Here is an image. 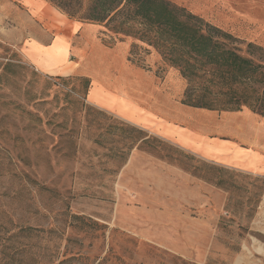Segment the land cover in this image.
I'll use <instances>...</instances> for the list:
<instances>
[{"label":"rangeland","instance_id":"rangeland-1","mask_svg":"<svg viewBox=\"0 0 264 264\" xmlns=\"http://www.w3.org/2000/svg\"><path fill=\"white\" fill-rule=\"evenodd\" d=\"M169 1L264 46V0ZM46 27L70 74L30 62ZM187 86L131 35L0 0V264H264V118Z\"/></svg>","mask_w":264,"mask_h":264},{"label":"trees","instance_id":"trees-1","mask_svg":"<svg viewBox=\"0 0 264 264\" xmlns=\"http://www.w3.org/2000/svg\"><path fill=\"white\" fill-rule=\"evenodd\" d=\"M70 19L104 24L155 48L187 80L183 104L264 118V46L244 42L169 0H50ZM139 23L141 30L129 28Z\"/></svg>","mask_w":264,"mask_h":264},{"label":"crops","instance_id":"crops-1","mask_svg":"<svg viewBox=\"0 0 264 264\" xmlns=\"http://www.w3.org/2000/svg\"><path fill=\"white\" fill-rule=\"evenodd\" d=\"M72 23H74L72 25L76 29L81 28L78 25V21ZM37 34L38 36H31V40L27 46V55L30 62L42 72L57 75L70 74L74 70V62L69 56L71 44L69 38L66 36L67 29L53 30L46 27L38 29ZM211 151L214 152V150ZM208 154L210 155V151H208ZM250 159L256 161L254 157Z\"/></svg>","mask_w":264,"mask_h":264}]
</instances>
